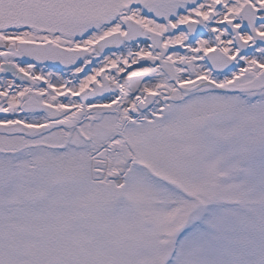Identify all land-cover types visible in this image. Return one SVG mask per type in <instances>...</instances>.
<instances>
[{
  "label": "snow or ice",
  "instance_id": "1",
  "mask_svg": "<svg viewBox=\"0 0 264 264\" xmlns=\"http://www.w3.org/2000/svg\"><path fill=\"white\" fill-rule=\"evenodd\" d=\"M0 264H264V0H0Z\"/></svg>",
  "mask_w": 264,
  "mask_h": 264
}]
</instances>
